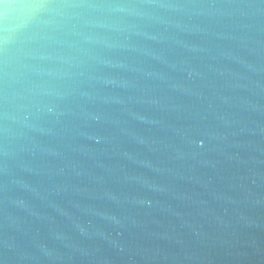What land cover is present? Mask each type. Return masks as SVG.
<instances>
[{"label":"water","instance_id":"95a60500","mask_svg":"<svg viewBox=\"0 0 264 264\" xmlns=\"http://www.w3.org/2000/svg\"><path fill=\"white\" fill-rule=\"evenodd\" d=\"M0 264H264V0H0Z\"/></svg>","mask_w":264,"mask_h":264}]
</instances>
